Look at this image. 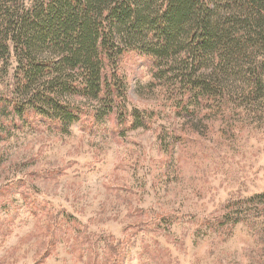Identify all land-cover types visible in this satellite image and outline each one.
I'll list each match as a JSON object with an SVG mask.
<instances>
[{"label": "rangeland", "instance_id": "obj_1", "mask_svg": "<svg viewBox=\"0 0 264 264\" xmlns=\"http://www.w3.org/2000/svg\"><path fill=\"white\" fill-rule=\"evenodd\" d=\"M117 67L103 117L81 96L68 126L0 116V264H264V95L240 76L197 107L152 57ZM17 69L0 57V95Z\"/></svg>", "mask_w": 264, "mask_h": 264}, {"label": "trees", "instance_id": "obj_2", "mask_svg": "<svg viewBox=\"0 0 264 264\" xmlns=\"http://www.w3.org/2000/svg\"><path fill=\"white\" fill-rule=\"evenodd\" d=\"M255 51L264 52V0H0V57L18 65L0 116L29 110L68 126L80 116L69 97L81 96L103 117L125 95L117 66L131 52L152 57L197 107L230 98V81L246 75L247 98L258 99Z\"/></svg>", "mask_w": 264, "mask_h": 264}]
</instances>
